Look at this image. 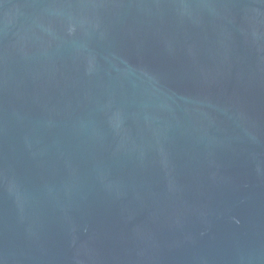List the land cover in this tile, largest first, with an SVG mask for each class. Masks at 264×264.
<instances>
[{
  "label": "water",
  "instance_id": "95a60500",
  "mask_svg": "<svg viewBox=\"0 0 264 264\" xmlns=\"http://www.w3.org/2000/svg\"><path fill=\"white\" fill-rule=\"evenodd\" d=\"M0 264H264V0H0Z\"/></svg>",
  "mask_w": 264,
  "mask_h": 264
}]
</instances>
